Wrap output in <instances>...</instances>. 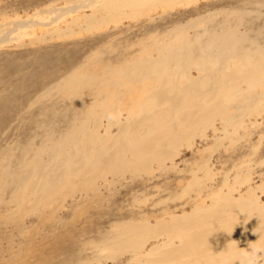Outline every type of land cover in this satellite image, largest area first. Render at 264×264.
I'll return each mask as SVG.
<instances>
[{"label": "bare ground", "instance_id": "1", "mask_svg": "<svg viewBox=\"0 0 264 264\" xmlns=\"http://www.w3.org/2000/svg\"><path fill=\"white\" fill-rule=\"evenodd\" d=\"M88 2L89 6L94 3ZM102 2L99 9L104 13L111 10L119 13L124 9L134 13L141 7L147 9L149 4L151 7L171 6L184 1ZM80 6L68 10L69 13L76 12ZM62 15L55 12L50 22L60 20ZM248 15L243 9H235L224 14L222 19H212L209 15L207 19L196 18L176 24L168 33L149 36V45L117 66L102 64L98 68L95 62L90 63L92 73L97 72L99 76L79 75L73 70L63 78L56 85L61 93L75 99L84 89H91L94 94L82 110L73 112L76 121L65 125L63 133L57 134L59 131L54 130L48 134L50 149L34 151L31 159L22 162L21 172L2 169L0 188L9 176L14 186L10 202L16 207L13 215L8 214L5 219L17 223L19 216L34 211L42 221L52 219L63 200L90 192V203H100L99 210L104 214L93 217L96 223L87 226L99 230L97 234L102 239L90 245L101 253L128 254L131 259L127 264H264V201L252 190L236 197L221 188L204 196L196 191L192 200L195 205L180 215L168 214V207L160 214H142L131 209L112 214L107 207L117 203L115 198L110 195V200L102 202L99 200L102 196L94 194L97 181H105L107 177L150 175L156 171L165 176L166 163L171 165L182 148L190 149L197 138H204L205 132L213 128L215 118L223 121L225 132L227 129L235 132L241 127L240 117H252L264 110L260 100L263 97L260 90L264 88V43L257 42H264V35L262 28L254 37L244 35L241 27L246 26L243 22ZM189 30H195L192 37L188 35ZM3 40L5 38L0 43ZM110 87L116 91L124 89L128 95V100L127 95L123 99L128 101L127 107L121 110L124 121L113 117L118 112L112 106L117 100L111 105L107 96L102 101L98 99L99 93ZM120 92L118 94L124 95ZM107 111H110L106 116L108 126L102 129L101 116ZM113 128L117 130L114 133L111 132ZM189 174L190 181L185 182L184 187L179 181L175 188L182 194L176 197L174 192H169L175 196L174 200L200 189L202 180L210 177L206 164ZM32 177L36 178L34 184L30 183ZM165 184L168 191L171 185ZM261 191L264 193V187ZM27 200H30L28 205ZM76 213V209L70 213L74 224L78 222ZM109 221V230L101 232V225ZM70 231L79 232L76 226ZM150 241L159 243L145 250ZM250 248L261 249V252L253 258L249 255ZM89 259L82 263L79 258L76 261L77 264H100L102 261Z\"/></svg>", "mask_w": 264, "mask_h": 264}, {"label": "rangeland", "instance_id": "2", "mask_svg": "<svg viewBox=\"0 0 264 264\" xmlns=\"http://www.w3.org/2000/svg\"><path fill=\"white\" fill-rule=\"evenodd\" d=\"M88 1L0 0V40L5 38L0 43V172L2 169L21 172L22 162L31 159L34 151L50 149L48 134L54 130L59 131L57 134L63 133L65 125L76 121L73 112L82 110L91 101L94 94L91 89L82 90L77 99L57 90L56 85L73 70L79 75L99 76L97 72L92 73L90 63L95 62L98 68L102 64L117 66L149 45V36L168 33L176 24L196 18L207 19L211 15L212 19H222L224 14L235 9L249 13L243 22L246 26L241 27L247 38L260 33L261 28L264 35V0H183L171 6L151 7L149 4L147 9L141 7L134 13L130 9L119 13L118 10L104 13L99 9L102 1L104 4L117 0H92L94 3L91 6ZM77 6L80 7L76 12L69 13L68 10ZM55 12L63 15L60 20L51 23ZM194 33L195 30L188 31L190 37ZM257 42L264 43L263 40ZM191 74L195 76L196 73ZM105 91L99 93L98 99L102 101L107 96L111 105L113 100H117L112 105L118 110L113 117L119 122L124 121V111L121 110L127 107V93L124 89L116 91L113 87ZM120 91L124 95L118 94ZM256 91L263 94L260 100L264 107V88ZM125 97L127 100H123ZM109 112L101 116L102 129L108 126ZM240 121L241 127L235 132L232 129L225 132L223 121L215 118L213 128L205 132L204 138H197L190 149L182 148L171 165L166 163L168 170L165 176L156 171L150 175L140 173L138 176L107 177L105 181H97L94 194H100L102 202L107 198L110 200V195L115 198L117 203L107 207L112 214L131 210L142 214H160L168 207V214L180 215L189 212L195 205L192 200L196 191L204 196L220 188L224 192L231 191L233 197L252 190L264 201L261 191L264 187V110L252 117L244 115ZM116 131V128L111 129L112 133ZM45 157L47 155L42 159L45 160ZM204 164L210 177L202 180L200 189L174 200L175 196L182 194L180 190H175L178 182L184 187L191 179L189 172ZM6 179L8 181L0 188V264H77L78 258L80 263L90 261L89 258L91 262L99 258L102 260L100 264H127L131 259L126 253H101L93 248V241L98 243L102 239L97 234L99 230L87 226L96 223L93 217L104 214L99 210L100 203H90L92 193L84 192L66 198L52 219L42 221L38 212L34 211L19 216L16 223L5 219L16 210L10 202L14 186L9 176ZM35 180L33 178L30 183L34 184ZM167 182L171 185L168 191L164 187ZM27 191L25 194L28 195ZM169 192L176 195L172 196ZM116 194L118 196L114 197ZM25 203L28 205L30 200ZM74 209L78 215L76 224L72 223L74 219L70 215ZM92 209L97 214H93ZM108 224L111 221L101 225V232L109 230ZM74 226L79 232L70 231ZM157 243L148 242L145 250ZM89 246L92 248L88 249ZM94 263L97 261L94 260Z\"/></svg>", "mask_w": 264, "mask_h": 264}, {"label": "clouds", "instance_id": "3", "mask_svg": "<svg viewBox=\"0 0 264 264\" xmlns=\"http://www.w3.org/2000/svg\"><path fill=\"white\" fill-rule=\"evenodd\" d=\"M251 250L249 251V255L251 256V257H255V256H257V255H259L260 254V252H261V249H257V248H250Z\"/></svg>", "mask_w": 264, "mask_h": 264}]
</instances>
